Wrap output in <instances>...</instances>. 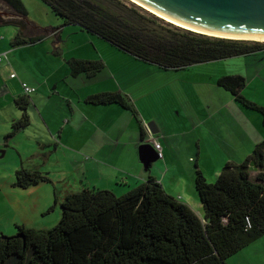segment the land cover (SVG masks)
<instances>
[{
  "label": "trees",
  "instance_id": "1",
  "mask_svg": "<svg viewBox=\"0 0 264 264\" xmlns=\"http://www.w3.org/2000/svg\"><path fill=\"white\" fill-rule=\"evenodd\" d=\"M26 16L21 0H2ZM64 24H74L138 59L166 70L264 50V41L237 40L192 32L162 20L128 0H43ZM42 36L11 40L17 47ZM72 76L93 77L104 67L100 59L70 58ZM217 84L244 109L260 114L264 107L242 94L241 75L220 77ZM92 105L117 104L138 113L128 96L101 92L87 97ZM27 97L15 104L22 111L7 138L29 124ZM144 133L142 132V137ZM250 165L257 173L250 175ZM50 182L47 172L20 167L14 187L28 189ZM195 191L200 217L187 203L169 195L149 177L121 195L83 186L60 201V219L51 228L16 225L0 235V264H226V260L264 235V139L241 162H227L214 183L196 170ZM58 202L55 199V204ZM53 207L48 209L52 211ZM21 234L22 236H20Z\"/></svg>",
  "mask_w": 264,
  "mask_h": 264
},
{
  "label": "crops",
  "instance_id": "2",
  "mask_svg": "<svg viewBox=\"0 0 264 264\" xmlns=\"http://www.w3.org/2000/svg\"><path fill=\"white\" fill-rule=\"evenodd\" d=\"M21 18L24 16L0 11V33L2 25L12 24L10 20L18 21ZM76 27L79 29L78 32L69 33L77 35L80 41H78L75 50L81 53L74 54L72 58H100L104 62L103 69L93 77L80 74L78 76L71 75L74 77L71 78L68 71L60 72L61 62L55 58L52 59L50 55L47 56V52L40 48L46 41V37L43 35L24 34L25 37L42 36V39L17 47L11 46V42L8 46L4 35H0V56L6 55V58L0 62V138L2 136L7 138L13 122L21 116L22 111L15 104V100L22 96L27 97L26 112L29 116V124L17 131L11 139H15L20 133H27L30 138L27 141L33 140L36 142L37 149H41L42 153L40 156L38 154V157L40 160L44 159L43 165L50 164L48 167L50 170L46 171L50 182H41L33 187H39L42 183H53V175L50 171L64 175L66 173L76 174L82 187L109 189L115 193L116 190H127V188L134 187L152 177L161 183L169 195L187 203L200 217H203L204 210L195 191L196 170L201 171L205 177L207 174L217 177L225 163H241L252 152L254 146L264 139V134L260 133L258 141L254 144L252 133L246 131L249 125L248 120L241 124L242 120L247 119L245 115L249 113L248 110L239 105L225 89L224 92L219 89L218 93L222 95L224 103L228 105L226 108L214 107L211 104L212 101L209 108L205 105L202 106V93H197L196 109L188 110L187 115L183 113L184 110L178 107L171 111L167 110L159 103L157 88L144 87L141 84V79L138 80L137 76L128 80L123 78L124 80L121 82L117 79L114 70H109L110 72L106 70V67L112 68L111 63H115L114 57L113 60L103 57L99 45L108 47L106 44L108 42L86 32L79 26ZM64 31L62 26L47 30V36L51 37L49 39L54 46L55 56L64 57L65 50L70 49L67 46L68 42L62 39ZM116 49L122 51L117 47ZM30 51H33L32 55H29ZM122 52L126 54V52ZM248 56L231 57L236 60L227 58L198 63L178 71L160 67L161 72L153 74L159 75L164 80L174 81L179 76L185 80V72L192 71L189 75L197 81L210 80L211 76L214 77L213 80H218L221 76L226 75L216 77L213 70H216L217 65L229 68L232 64L242 63V70L233 74L243 76L248 84V82L258 79L257 74L250 71V68L256 63H248L251 60V58L248 59ZM129 57H131L129 58L131 61L141 65L142 60L133 55ZM67 58H64L66 62ZM114 67L116 68V66ZM207 69L211 70L208 74ZM11 73H15L16 77H10ZM224 74L231 75L232 73ZM62 78L63 83L70 89H61ZM80 80L83 83L95 85L87 91L81 90L79 88L82 87L79 86H82L83 83L79 84ZM22 83L34 87L35 91L25 94ZM166 88L168 86L163 85V92ZM109 91L120 92L128 96L137 110V117L117 104L92 105L86 102L90 95ZM193 91L195 92V90ZM249 111L252 112V110ZM222 113L227 119L226 124L223 121L220 122L224 116ZM237 115L240 116L239 121H237ZM259 123H261V118ZM178 127L183 129H178ZM30 129L40 130V133H37L40 138L36 132L32 133ZM142 132L144 133L143 137ZM149 132L160 142L163 156L145 165L140 157L139 148L143 139L150 136ZM32 134L35 136L33 137ZM236 134H242L244 140L234 139L233 142L232 136ZM17 143L20 153H26L30 149L29 146H23V141L17 140ZM61 147L67 152H64V160L61 161L62 159L59 158L56 161L57 164L51 160L54 157L57 158V152L61 150ZM2 152L1 156L5 151ZM208 165H211V168H206ZM17 166L26 167L21 160ZM51 166L54 169H51ZM68 166H71L72 169L69 170ZM62 169L65 171L61 172ZM249 169L250 175L254 177L257 173L256 168L250 165ZM57 180L58 183L65 182L62 177H58ZM55 199L57 198L55 197L54 201ZM259 239L242 250L248 251L251 247H256L258 251L260 242L264 241V235ZM238 257L233 255L232 258L231 256L227 264H239L236 260ZM249 264L264 263L254 262L251 258Z\"/></svg>",
  "mask_w": 264,
  "mask_h": 264
},
{
  "label": "rangeland",
  "instance_id": "3",
  "mask_svg": "<svg viewBox=\"0 0 264 264\" xmlns=\"http://www.w3.org/2000/svg\"><path fill=\"white\" fill-rule=\"evenodd\" d=\"M21 1L25 6L26 16H24V18H21V20L19 19L18 21L10 20L13 25H2L1 30L3 32L1 31L0 35H4L5 41L7 42L8 46L10 45L12 38L18 32H22L23 35L36 34L45 36L46 41L45 43H43V46L40 45V48H43V50L47 52V56L50 55L52 56V59L55 58V60H59L61 62L62 69H60V72L64 73L65 71H68V75L71 78H74L71 76L69 64L64 60V58L68 57L67 59L69 60L73 57L74 54L79 55L78 53H81L75 50L78 45L77 43L80 40L78 39L76 34L70 35L69 33L78 32V27H76L74 24H64L63 20L59 16H56L53 13L51 7L43 0ZM0 11L4 13H16L2 0H0ZM15 16L17 15L15 14ZM60 26L65 29L63 33L64 37H62V39L68 42L67 46L70 48L69 50H65L63 54L64 57H62L61 55L55 56V54L53 53L54 46L50 42L51 39H49L51 37L47 36L48 29L59 28ZM68 37H70V39H68ZM106 44H108V47H105V45H99V49L101 50L103 57H108L111 60H113L114 57L113 61H115V63H111L112 68L110 69L109 67H106V70H114L113 72L117 75V79L121 82L125 78L128 80L133 76H137L138 80L141 79V84H143L144 87L150 86L152 88H157V96L159 98V103H161V106L163 108L171 111L173 110V108L178 107L181 110H184L183 113L187 115L188 110L192 111L196 109V105L198 104L197 93H202V106L205 105L207 108H209L210 102L212 101L211 104L214 105V107H228V105L224 103L222 95L218 93L219 89H221L222 92H224V89L216 83L217 79L213 80V76H209L210 80L203 79L197 81L195 78H192L189 75L192 73V71H186L185 80H183L182 76L176 77L174 81H169L168 79L164 80L159 75L155 76L153 74L155 72H161L159 69L160 67H158L157 65L146 64L143 61H141V65H138L137 62H133L131 61V59H129L131 58L129 56H132L129 53H126V55L122 51H117L116 47L114 45L112 46L111 43L108 42ZM32 54L33 51H30L29 55ZM248 55V59L251 58L248 63H256L254 64L255 66L253 65L252 68H250V71L252 73H256L258 79L256 78L252 82H248V84H246L245 88L243 89L242 94L249 100L254 101L255 103L264 107V50L257 51ZM229 60H236V58H230ZM114 66H116V68ZM242 68V63H235L232 64L229 68H226L224 65H217L216 70L213 71L216 77H218V75L228 76L229 74L224 73H232L231 75H237L233 73L241 71ZM207 71V74L211 72V70L208 69ZM120 75H122L123 77ZM82 83L83 81L80 80L79 84ZM94 85L95 84L85 82L82 84V86H79L82 87L79 89L87 91L89 88L94 87ZM163 85L168 86V88L165 89V92H163ZM60 87L63 90L70 89L67 85L63 83V78L60 81ZM193 90H195V92ZM162 93H164V96H162ZM234 104L236 105L237 103ZM248 112L249 113L246 112L247 115H245L247 119L242 120L241 124H244L248 120L249 125L247 126L246 131H248V133L249 131L252 133V137L254 139L255 144L259 139L258 134H264V127L262 126V123H259V113H257L256 111L251 112L249 110ZM223 115L224 116L220 119V122L223 121L224 124H226L227 119L225 117V114ZM236 118L237 121L240 120V116L237 115ZM178 129L183 128L178 127ZM31 131L32 133L36 132V135L39 136V134L37 133H40V130L33 129ZM32 136L34 137L35 134H32ZM11 138L12 137L5 138V136H2L0 138V235L14 234L16 232V224L24 225L25 227H33L36 229L51 228L60 219L59 203L63 199V197L68 193L76 192L82 189V186L79 184L80 182H78L79 177L78 175L73 173H66L64 175L50 171L53 175V183H42L39 187L32 186L28 189H20L17 187H13V183L15 181V171L16 169L20 168L17 166L19 165L20 160L26 166L25 168H36L44 172L50 170V168H48L50 164L47 163L46 165H43L44 159L40 157V160L38 157V154L40 156V153H42V151L41 149H37L38 147L36 146V142H34L33 140L27 141L28 139H30L27 133H20L16 136L15 139ZM240 138L242 141L244 140V136L242 134H236L232 136L233 142L234 139ZM17 140L20 142L23 141V146L30 147V149H28V152H18L19 146ZM60 149L61 150H58L57 152V158L54 157V159L51 160L54 163H57L56 161H58L59 158L62 159L61 161L64 160V152H67V150L63 147H61ZM2 151H5L3 156H1ZM68 167L69 170L72 169L70 168L71 166ZM206 168H211V165H208ZM51 169L54 168L51 166ZM60 171L62 172L65 170L62 169ZM211 175L213 174H207L206 179L209 183H214L216 177H214V175ZM58 177H62L65 182L58 183ZM129 189L130 188H127V190ZM127 190H116V194L121 195ZM55 197L58 200L56 204L54 201ZM50 207H53V210L47 212L48 208ZM261 248H263V251L261 250ZM235 256H239L236 259L239 264H249L251 258L254 262L264 263V241L260 242V247L258 251L256 247H251V249H248V251L242 250L239 253L235 254L234 257ZM230 258L226 260V264Z\"/></svg>",
  "mask_w": 264,
  "mask_h": 264
},
{
  "label": "water",
  "instance_id": "4",
  "mask_svg": "<svg viewBox=\"0 0 264 264\" xmlns=\"http://www.w3.org/2000/svg\"><path fill=\"white\" fill-rule=\"evenodd\" d=\"M128 1L192 32L228 39L264 41V0ZM139 150L145 165L158 158L153 145L148 142H143Z\"/></svg>",
  "mask_w": 264,
  "mask_h": 264
},
{
  "label": "built area",
  "instance_id": "5",
  "mask_svg": "<svg viewBox=\"0 0 264 264\" xmlns=\"http://www.w3.org/2000/svg\"><path fill=\"white\" fill-rule=\"evenodd\" d=\"M4 58H6V55L5 54H3L2 56H0V62ZM10 77H12V78L13 77H16V74L15 73H11L10 74ZM22 88H23V92L25 94H30V93H32V92L35 91V88L34 87H31V86L27 85L26 83H22ZM149 134H150V136L148 138H146V139L144 138L143 139V142H148V143L152 144L153 147H154V149L156 150L157 156L159 158H161L163 156L161 144H160V142L158 140H156L155 136H152L150 132H149Z\"/></svg>",
  "mask_w": 264,
  "mask_h": 264
},
{
  "label": "bare ground",
  "instance_id": "6",
  "mask_svg": "<svg viewBox=\"0 0 264 264\" xmlns=\"http://www.w3.org/2000/svg\"><path fill=\"white\" fill-rule=\"evenodd\" d=\"M148 9V8H147ZM149 10V9H148ZM151 11V10H150ZM151 12H153V11H151ZM153 13H155V12H153ZM156 14V13H155ZM158 15V14H157ZM158 16H160V15H158ZM160 17H162V16H160ZM162 18H164V17H162ZM165 20H167V21H169L168 19H166V18H164ZM171 22V21H170ZM173 23V22H172ZM175 24V23H174Z\"/></svg>",
  "mask_w": 264,
  "mask_h": 264
}]
</instances>
